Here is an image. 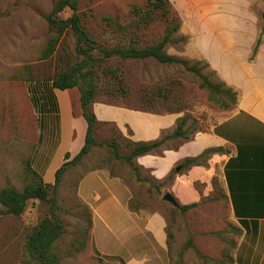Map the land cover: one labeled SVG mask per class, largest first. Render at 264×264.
I'll return each instance as SVG.
<instances>
[{
    "label": "rangeland",
    "instance_id": "rangeland-1",
    "mask_svg": "<svg viewBox=\"0 0 264 264\" xmlns=\"http://www.w3.org/2000/svg\"><path fill=\"white\" fill-rule=\"evenodd\" d=\"M148 1L77 0L82 24L105 48L153 45L173 29L164 52L188 65L206 63L199 72L209 82L219 84V92L201 87L199 73L181 64L112 57L94 67L98 81L94 101L153 114H174L176 120L185 117L184 128L192 138L237 107L239 90L224 81L223 66L236 56L237 61L253 68L261 50L264 55V0H169L168 14L156 11L147 21L132 9H146ZM51 8V0H0V188L21 190L33 179L28 166L45 182L53 183L56 169L65 161L64 154L69 152L70 160L84 141L86 123L77 88L51 86V79L76 59L72 34L61 36L55 51L42 57L51 34L45 19ZM69 15L68 9L60 14L63 18ZM259 35L257 52L252 55ZM104 67L111 68L116 76L103 74ZM120 85L125 93L119 90ZM227 87L232 91L223 93ZM176 120L171 131L161 136L173 132ZM131 134L128 126L121 131L115 123L103 122L97 125L95 138L116 139L120 153L127 154L134 142ZM181 140L185 139L166 140L159 152ZM216 153L204 154L187 168L180 166L181 161L175 166H180L178 171L173 168L158 180L135 159L131 166L113 158L106 146H93L78 163L67 167L55 192L60 206L56 212L64 224L63 234L53 245L60 264H113L92 253L87 248L88 239L85 247L77 250L76 238L79 230L86 228L89 216L77 196L76 184L79 177L97 169L126 183L130 209L166 217L175 264H220L229 257L240 234L228 223L221 162ZM176 176L181 177L180 191L190 198L187 204L197 203L187 211L179 209L173 186ZM165 192L178 206L163 199ZM48 205L29 200L19 216L3 213L0 205V264L27 261L26 237L48 213Z\"/></svg>",
    "mask_w": 264,
    "mask_h": 264
},
{
    "label": "crops",
    "instance_id": "crops-1",
    "mask_svg": "<svg viewBox=\"0 0 264 264\" xmlns=\"http://www.w3.org/2000/svg\"><path fill=\"white\" fill-rule=\"evenodd\" d=\"M262 52L253 68L237 61L236 56L223 66L224 81L240 93L231 113L209 130L165 149L162 156L145 154L135 158L137 165L162 180L185 158L199 155L207 148H222L215 157L221 162L227 219L240 234L231 248L229 264H264ZM92 110L99 123L113 122L121 131L128 126L133 141L159 138L171 131L177 118L174 114H153L96 101ZM180 178L176 176L173 186L179 205H184L190 198L180 191ZM168 190L172 192L171 188ZM76 193L91 211L87 248L98 258L113 264H175L166 217L129 209L130 190L120 177L110 176L104 169L88 172L79 180Z\"/></svg>",
    "mask_w": 264,
    "mask_h": 264
},
{
    "label": "trees",
    "instance_id": "trees-1",
    "mask_svg": "<svg viewBox=\"0 0 264 264\" xmlns=\"http://www.w3.org/2000/svg\"><path fill=\"white\" fill-rule=\"evenodd\" d=\"M51 2V11L45 16L51 34L43 49L42 57L47 58L55 51L61 36L66 33L72 34L74 37V51L76 59L51 79V86L54 89L60 90L77 88L79 92L81 115L85 120L86 130L84 143L79 151L70 160H67L70 157V153L66 152L64 154L65 161L59 168L56 169L53 183L45 182L39 174L31 170L30 166H28L29 171L33 174V179L26 183L21 190L8 186L0 188V205L4 208L3 213L6 214L19 216L25 210L27 202L32 199H37L41 202H47L49 204L48 213L33 226L26 237L25 250L28 258L24 264H60L59 257L53 252V245L63 234L64 224L56 212V209L60 206L56 200L55 192L61 181V175L67 167L78 163L90 152L93 146H106L113 158L124 161L133 166V160L141 155H161L162 153L159 152V150L166 140L172 138L189 140L191 138L184 128L186 118L181 117L176 120V127L171 134L161 136L150 141H134L130 144V150L127 154L120 153L119 144L116 139L108 141L97 140L95 138V131L99 122L92 110V104L95 102L94 100L97 96L98 81L94 67L98 63L112 57L120 59L153 58L164 64H181L184 69L199 73L201 78L200 86L207 88L211 93L219 92L220 89L219 84L209 82L205 76L200 74L199 70L206 66V63L200 67L198 66L200 62L188 65L186 61L170 56L164 52L165 46L170 41L169 38L173 29H168L163 38L153 45H147L139 48L130 44L128 46L118 45L111 48H105L97 43V41L89 34L82 24L81 14L78 11L77 0H51ZM65 9L70 11V15L63 18L60 14ZM156 11H162V13L168 14L170 11L169 0H149L146 9L138 6H134L132 9L133 13L141 15L147 21L151 20L153 13ZM262 18L264 20V10ZM174 28L176 29L177 26ZM259 43L260 35L257 37L255 45L253 46L252 55H255L257 52ZM95 53L99 55L96 56ZM102 72L103 74L116 76L115 72L108 67H104ZM119 90L125 93L123 85L119 86ZM221 91L223 93H230L232 90L230 87H227ZM233 102H235L234 99ZM219 151H222V148H207L197 156L185 158V160L181 162L180 166L182 168H187L193 163H198V159L204 156V154ZM134 169L136 170V168ZM109 175L116 176L111 174ZM83 176L84 175L79 177L77 184ZM82 205L84 209L87 210L89 220L86 228L79 230V236L76 238L77 250H81L85 247L86 239H88L89 230L92 225L91 211L85 203L82 202ZM195 206H197V203L192 202L180 205L179 209L181 211H187ZM169 238H172V234L168 231V240ZM188 244H191L190 240L188 241ZM230 261L231 256L229 255L227 259L221 260L219 263L229 264Z\"/></svg>",
    "mask_w": 264,
    "mask_h": 264
},
{
    "label": "water",
    "instance_id": "water-1",
    "mask_svg": "<svg viewBox=\"0 0 264 264\" xmlns=\"http://www.w3.org/2000/svg\"><path fill=\"white\" fill-rule=\"evenodd\" d=\"M179 169H180V166L175 167L176 171H178ZM163 199L168 201V202H170L174 206H178L177 201L175 200V198L169 192H165L164 193Z\"/></svg>",
    "mask_w": 264,
    "mask_h": 264
}]
</instances>
